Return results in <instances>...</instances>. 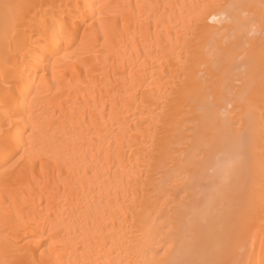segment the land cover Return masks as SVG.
<instances>
[{
    "label": "bare ground",
    "instance_id": "1",
    "mask_svg": "<svg viewBox=\"0 0 264 264\" xmlns=\"http://www.w3.org/2000/svg\"><path fill=\"white\" fill-rule=\"evenodd\" d=\"M0 264H264V0H0Z\"/></svg>",
    "mask_w": 264,
    "mask_h": 264
}]
</instances>
